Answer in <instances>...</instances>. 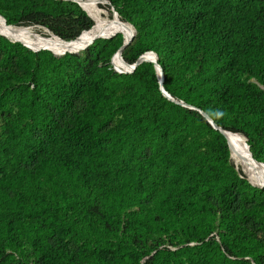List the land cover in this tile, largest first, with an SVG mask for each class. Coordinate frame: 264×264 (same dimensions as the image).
<instances>
[{"label":"trees","instance_id":"1","mask_svg":"<svg viewBox=\"0 0 264 264\" xmlns=\"http://www.w3.org/2000/svg\"><path fill=\"white\" fill-rule=\"evenodd\" d=\"M108 1L135 30L126 63L156 51L167 93L264 162V0ZM0 15L46 38L97 22L71 0H0ZM122 39L56 57L0 36V264H264V187L160 93L151 61L108 66Z\"/></svg>","mask_w":264,"mask_h":264},{"label":"bare ground","instance_id":"2","mask_svg":"<svg viewBox=\"0 0 264 264\" xmlns=\"http://www.w3.org/2000/svg\"><path fill=\"white\" fill-rule=\"evenodd\" d=\"M79 4L83 9H85L88 14L97 21L96 25L92 28H89L86 31H83L76 39L71 41H64L62 39H58L56 37H52L47 34L49 37L46 38L41 33H35L34 31L30 30L29 27L26 26H16L6 24L3 20L0 21V34L5 35L9 40H15L17 42H21L28 46L27 44L35 47L28 46V48H43L49 50L55 54H65L66 52L72 53L83 50L81 49L86 43L89 44L95 39H91L92 36L96 35H111L114 32L121 33L123 38L128 37L132 32V27L128 24V22L121 21L119 17L115 14H112L113 18H106L101 17L97 12L99 9H96L89 0H78ZM97 3L98 7L99 4L106 3V0H94ZM103 15V14H102ZM1 18V17H0ZM95 22V21H94ZM125 22V23H124ZM31 27V26H30ZM85 32V33H84ZM84 33L83 36H81ZM116 33V34H117ZM2 35V36H3ZM81 36V37H80ZM87 39L85 40V37ZM80 37V38H79ZM13 38V39H11ZM79 38V39H78ZM97 38V37H96ZM64 41V43L62 41ZM91 40V41H90ZM61 41V42H59ZM25 42V43H24ZM146 57H154L153 51H147L142 54ZM113 62L111 63L113 68L118 70L117 68H126V70L131 69V64L126 63L123 61L118 52L114 55ZM113 58V57H112ZM114 64V65H113ZM115 66V67H114ZM122 71V70H120ZM242 136L240 133H234L230 131H225V139L227 141L229 150H230V159L238 168L244 171L246 176L250 179V181L254 184L264 183V163L257 161L255 158L252 157L251 153L248 154L249 149H246V142L243 138V145L238 146L235 142L237 136ZM243 137V136H242Z\"/></svg>","mask_w":264,"mask_h":264},{"label":"water","instance_id":"3","mask_svg":"<svg viewBox=\"0 0 264 264\" xmlns=\"http://www.w3.org/2000/svg\"><path fill=\"white\" fill-rule=\"evenodd\" d=\"M71 1H74L75 3H77L79 6H80V4H79V2H78V0H71ZM107 1V3H109L108 2V0H106ZM81 7V6H80ZM82 9H83V7H81ZM83 10H85V9H83ZM110 10H111V13L112 14H115L117 17H120L118 14H117V12L116 11H114L112 8H110ZM85 12L88 14V12L85 10ZM89 15V14H88ZM90 16V15H89ZM1 18H2V20H4L3 19V17L2 16H0ZM91 17V16H90ZM92 18V17H91ZM93 20V19H92ZM131 27H132V30H133V32L128 36V37H126V38H123L122 39V41H121V46L118 48V50H117V52H118V54H119V56H120V58L123 60V61H125L123 58H122V56H121V52H122V50L129 44V42H130V40H131V38H132V36H133V34H134V32H135V30H134V27L130 24V23H128ZM23 26H26V27H29V25H23ZM85 30V29H84ZM82 31V30H81ZM80 31V32H81ZM79 32V33H80ZM117 32H114V33H112L111 35H103V34H101V35H94V36H92V38L91 39H94V38H96V37H106V39L107 38H110L111 36H113L114 34H116ZM50 36H52V37H56V38H58V39H76L77 38V36L76 37H73V38H60V37H58V36H56V35H53V34H50V33H48ZM1 35V34H0ZM3 35V34H2ZM3 37H5V35H3ZM5 38H7V37H5ZM9 40V39H8ZM9 41H11V42H15L16 41V39L15 40H9ZM91 41V40H90ZM23 45H25V44H23ZM89 45V42L88 43H86L84 46H82L81 47V49L83 48V49H85L87 46ZM28 47V46H27ZM32 49H34V50H36V49H39V48H32ZM153 52H154V57H146V56H143L142 54L143 53H141L140 54V56L136 59V61L135 62H133L132 64H131V69H129V70H122V71H120V70H116L115 68H113L114 69V71H116L117 73H131L132 71H133V69L139 64V62H142V61H151V63L153 64V67H154V71H155V75H156V80H157V85H158V89H159V91H160V93L163 95V96H165L166 98H167V100H169V101H171L172 103H175V104H178V105H182V106H184V107H188V108H190V109H196L202 116H204L206 119H207V121L211 124V126L213 127V128H216L223 136H224V138H225V131H227V129H224L223 127H221L220 125H218L213 119H212V117L210 116V115H208L204 110L202 111V110H200V109H197V108H195L194 106H191V105H189V104H186V103H184V102H182V101H180V100H176V99H174L173 97H171L168 93H167V91L163 88V85H162V69H161V67H160V65L158 64V60H157V53H156V51H154V50H152ZM79 51H77V52H72V53H75V54H77ZM53 53V52H52ZM55 56H57V55H64V53L63 54H55V53H53ZM111 61H112V58H111ZM126 62V61H125ZM243 138H244V140H245V137L243 136ZM226 141V140H225ZM226 144H227V142H226ZM246 146V149L248 148V145L246 144L245 145ZM248 154H250V151L248 152ZM228 157H229V159H230V155H229V153H228ZM242 172L244 173V171L242 170ZM247 178V180L252 184V185H254V186H257V187H264V183H260V184H254V183H252L251 181H250V179L248 178V177H246Z\"/></svg>","mask_w":264,"mask_h":264},{"label":"rangeland","instance_id":"4","mask_svg":"<svg viewBox=\"0 0 264 264\" xmlns=\"http://www.w3.org/2000/svg\"><path fill=\"white\" fill-rule=\"evenodd\" d=\"M90 1V3L96 8V9H99V11L97 12L101 17H106V18H113L112 16H111V10H110V8H112L114 11H115V9H114V7L110 4V3H102V4H108V6H107V9L106 8H101V7H98V5H97V3L96 2H94V0H89ZM109 2V1H108ZM3 11H7V12H9V9H3ZM103 14V15H102ZM1 16V15H0ZM11 16V15H10ZM4 19V18H3ZM0 20H2V18H0ZM5 21V20H4ZM122 21V20H121ZM2 22H3V20H2ZM125 23V22H124ZM10 25H14V24H10ZM31 26V27H30ZM34 27H39V29H41L42 31H43V33H47V31L43 28V27H40V26H35V25H29V29L30 30H32V31H34L35 33L37 32V33H40V32H38V31H36L35 29H34ZM43 35V34H42ZM0 36H2V35H0ZM114 36V35H113ZM112 37V36H111ZM5 38V37H4ZM11 39H13V38H11ZM8 40V39H7ZM85 40H86V38H85ZM9 41V40H8ZM9 42H11V41H9ZM17 42V41H16ZM19 44H21V45H23L22 43H20V42H18ZM25 43V42H24ZM26 44V43H25ZM28 46H31V45H29V44H27ZM31 47H35V46H31ZM29 50H32V51H38V50H43L44 51V49L43 48H39V49H36V50H34V49H29ZM147 50H152V49H147ZM49 51V50H48ZM51 52V51H50ZM83 51L81 50V51H79L78 53H82ZM52 53V52H51ZM62 55H57L56 57H61ZM122 56V55H121ZM112 57V56H111ZM114 57L115 56H113V58H112V62H113V59H114ZM111 62V58H110V60H109V62H107V64H108V66L114 71V69H113V66H112V62ZM114 65V64H113ZM115 67V66H114ZM118 70H126V68H117ZM116 72V71H115ZM120 74H129V73H120ZM156 76V75H155ZM253 81V80H252ZM25 82V81H24ZM31 85H28V88L30 87ZM174 99H176V98H174ZM176 100H178V99H176ZM181 101V100H180ZM9 107L10 106H13V104H9L8 105ZM12 109H13V111H15V109L13 108V107H11ZM1 120H3V119H0V123H1ZM0 127H1V125H0ZM239 135V134H238ZM5 139V135L2 133V130L0 129V142L2 143L3 142V140ZM236 139H242L243 140V137L242 136H237V138ZM244 143H243V141H242V145H243ZM245 145V144H244ZM8 160H11V159H8ZM230 161V160H229ZM232 161V160H231ZM264 163V162H263ZM234 166V168H235V170H238V169H240V168H238L236 165H233ZM241 170V169H240ZM245 174V173H244ZM245 176H246V174H245ZM247 177V176H246ZM134 209H136V208H134ZM170 232H165V231H158V230H156L155 231V235H156V237L159 239V242H162V241H164L163 243L165 244V245H167V246H170L169 245V238H170ZM216 237H217V235H216ZM218 238V237H217ZM78 244H80V243H78ZM74 245H76V243H74ZM13 255H14V257L15 258H17V255H16V253H13ZM29 258V257H28ZM15 262V259L14 260H10V263H14ZM7 262H4V264H6Z\"/></svg>","mask_w":264,"mask_h":264}]
</instances>
